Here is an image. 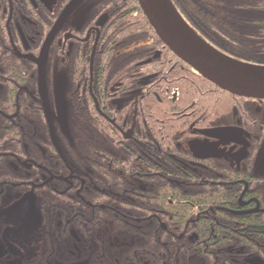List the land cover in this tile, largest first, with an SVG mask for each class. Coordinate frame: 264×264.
<instances>
[{
  "label": "flooded vegetation",
  "instance_id": "obj_1",
  "mask_svg": "<svg viewBox=\"0 0 264 264\" xmlns=\"http://www.w3.org/2000/svg\"><path fill=\"white\" fill-rule=\"evenodd\" d=\"M101 9L90 11L81 0H0V264H264V165L259 160L264 157V100L201 88L198 79L183 72L185 63L163 46L110 43L105 35L108 13ZM103 16L105 23L98 26ZM47 42L41 96L39 65L26 57L39 60ZM209 45L253 63L239 52ZM32 66L29 78L36 74L37 89L25 86ZM176 69L181 72L174 73ZM62 74L66 79L57 87ZM46 80L52 83L45 86ZM75 80L83 85V103L90 102V112L103 124L93 131L86 117L82 127L84 136L97 142L94 153L101 149L98 154L106 156L96 170L130 174L122 194L116 192L121 190L118 178L113 185L103 178L97 184L82 169L81 176L75 175L71 164H64L67 170L61 164L46 168L37 160L47 159L49 146L31 120L24 128V94L34 112L37 104L47 109L52 100L50 127L71 133L70 122L83 116L76 111L79 103L72 105L74 99L67 95L80 90ZM134 159H148L143 173H131L137 170ZM83 169L90 173L88 161ZM42 171L50 175L42 178L45 182L37 179L27 186L7 180L12 172L30 182L33 172ZM156 177L161 183L150 182ZM59 179L62 184H51L55 191H39ZM156 190L165 196L164 208L157 203L148 208V194ZM95 194L111 197L101 205V217L89 214L101 201H92ZM46 196H64L66 205L61 210L44 207L40 200ZM143 200L141 215L123 210L120 216L116 210L122 201ZM170 211L178 219L167 215ZM120 222H129L128 229L121 230ZM144 222L150 223L149 232L141 229ZM136 235L161 238V246H132L134 241L126 238Z\"/></svg>",
  "mask_w": 264,
  "mask_h": 264
},
{
  "label": "trees",
  "instance_id": "obj_2",
  "mask_svg": "<svg viewBox=\"0 0 264 264\" xmlns=\"http://www.w3.org/2000/svg\"><path fill=\"white\" fill-rule=\"evenodd\" d=\"M86 2L90 11H97L99 8H102L100 12L108 13V23L105 28V35L106 38L110 43H122L121 46L127 45L124 43H148V45L157 46L159 49H162L161 46L163 44L159 41L156 37L152 27L150 26L149 22L147 21L146 17L143 15L138 1L137 0H81ZM172 4L175 11L179 14V16L184 20V22L190 27V29L195 32L203 41L205 40L207 44H211L214 47L220 48L221 50H228V52H239L242 54L245 61H252L251 64H256L260 66H264V0H169ZM9 9V7H7ZM106 39V40H107ZM204 41V42H205ZM164 47V46H163ZM219 49V50H220ZM220 50V51H221ZM164 52L171 55L174 59V55L165 47ZM50 54V49L49 53ZM231 55V54H230ZM28 62L25 63L24 68L27 69ZM185 66V71L183 72H190L191 78L198 79L201 84H198L201 88H215L216 87L210 84L208 81L201 78L199 75H196L189 70V67ZM35 71L34 67L29 73V75L25 78V86L30 89V85L33 88L37 89V76L35 74L34 78H29L30 74ZM47 72V70H45ZM181 72L179 69H176L174 73ZM187 78H190L187 76ZM47 83H52V81H47ZM76 83L81 84V88L78 92H68L67 95L71 96L74 99V103L72 105L75 106V101L79 103L78 106H75L79 111L82 113L83 116L78 117L79 122H74L72 120L70 122L71 133H64L62 129L54 130L53 127L51 128V123L48 122L47 119H51L50 109H54L51 100V105L47 109H43L42 103L37 104V110L28 109L27 104L31 101L30 97L27 93L24 94V101L27 100V103H24L23 110L24 120L26 124L24 125L25 130H28V124L30 120L36 124L38 127L37 129L41 132L40 134L46 138L45 145L49 146L47 159L39 156L37 160L42 163V165L46 168H50L52 165H60L62 169H66V165L71 164L75 175L81 176V169L85 173L86 177L93 176L95 179L93 180L97 183L101 178L105 180L107 183H112L113 180L118 178L117 182L121 186V190L116 191L119 193H123V185L128 183L127 181L130 178V174H121L117 176L111 172L104 171L102 172L96 170L97 163L101 159H105L106 156L98 154L101 152V149H96V153L93 151V147L96 145L97 142L94 139L86 138L84 135L85 133L82 132L83 124L86 127V117H90V124L89 128L93 131L101 128L103 124L99 122L97 118L94 117V113L90 112L93 107H90L89 104H84L82 99L85 100V96H83L82 88L83 85L81 80L73 81V84ZM190 93L196 94V88L188 83L187 84ZM47 88V87H46ZM219 90V89H218ZM220 95L228 96L229 94L219 91ZM229 97V96H228ZM40 102V101H39ZM157 102V101H156ZM68 103L70 104L71 101L69 100ZM41 108L42 110H38ZM75 109V108H73ZM87 110L85 113L84 111ZM49 111V112H48ZM35 117L39 119V122H35ZM31 128V127H30ZM90 133L88 129L87 134ZM31 134V132L29 133ZM28 134V135H29ZM81 140V141H80ZM84 140H88V147L85 150L82 143ZM70 143L73 144L72 149L70 148ZM92 149V150H91ZM69 150V151H68ZM134 159L135 168L137 170L135 174L143 173V168L146 167L148 164V159ZM88 161L90 173H87L83 169L84 163ZM140 161V162H139ZM152 161H155L153 158ZM142 166H141V165ZM144 164V165H143ZM60 167V166H59ZM67 170V169H66ZM63 170L60 172L61 176H64L65 171ZM45 171L39 173H34L31 176L30 182L26 179L25 182L22 180V175H18L15 173H8L7 180L11 183H18L24 185H31L35 180L37 182H45L42 181L44 177L46 180L50 176L49 174H45ZM84 175L82 174V178ZM64 180L59 179L58 181L47 182L46 183V190H39V191H55L52 189V185H59L62 184ZM79 184L81 180L77 181ZM151 183H161V179L157 178L150 181ZM99 184V183H97ZM46 194V192H44ZM154 195L149 197L148 194V208L149 204H158L159 208H164L166 202L165 196L162 193V190H156V192H152ZM129 194V193H128ZM43 196V195H42ZM105 196H99L95 194L92 201H96L97 198L101 201L96 203V208L94 209L92 206L89 210V214L92 217H101L103 213H105L101 209V205L103 203H109L111 197L104 198ZM104 198V199H103ZM40 201L45 202L43 204L44 207H57V209L61 210L67 202V198L64 199V196H46L45 198L41 199ZM138 202V206H137ZM146 200L143 201H136L133 204L131 201H122L119 204L118 213L120 216L123 215V210L129 212L133 215H141L140 211V203H144ZM64 214V213H62ZM108 215V213H106ZM167 215H169L173 220L178 219V214L173 211H170ZM61 217L60 214L56 215V218ZM127 223L120 222L118 226L121 230L124 228L128 229ZM145 228H141L144 231L150 230V223L144 222ZM148 223V224H146ZM135 227H141L140 223H133ZM124 227V228H123ZM152 230V229H151ZM153 231V230H152ZM154 232V231H153ZM158 237H153L151 239L147 237H142L141 235L132 236L131 238H126V240L134 241L132 246L135 247H147L149 242H153V246L159 248L160 241Z\"/></svg>",
  "mask_w": 264,
  "mask_h": 264
},
{
  "label": "water",
  "instance_id": "obj_3",
  "mask_svg": "<svg viewBox=\"0 0 264 264\" xmlns=\"http://www.w3.org/2000/svg\"><path fill=\"white\" fill-rule=\"evenodd\" d=\"M137 1L159 41L175 57L204 80L230 95L260 101L264 100V66L237 61L203 42L180 18L169 0ZM105 20V16L101 17L97 25L103 26ZM49 40L50 38L48 42ZM48 42L39 60H35L30 56L26 57L39 65L41 96H44L42 59ZM56 103L58 118L64 129V115L60 97L56 98ZM227 131L229 130H223L222 133L225 134ZM220 132L221 130H216L214 133ZM210 136L214 137L213 134H210ZM259 160L263 166L264 157ZM30 198L32 200L31 196Z\"/></svg>",
  "mask_w": 264,
  "mask_h": 264
},
{
  "label": "rangeland",
  "instance_id": "obj_4",
  "mask_svg": "<svg viewBox=\"0 0 264 264\" xmlns=\"http://www.w3.org/2000/svg\"><path fill=\"white\" fill-rule=\"evenodd\" d=\"M63 72H65V71H63ZM65 79H66V74L60 75L59 80L56 81V86L59 87L60 86V81H63Z\"/></svg>",
  "mask_w": 264,
  "mask_h": 264
}]
</instances>
